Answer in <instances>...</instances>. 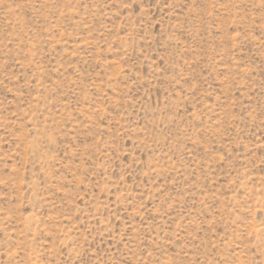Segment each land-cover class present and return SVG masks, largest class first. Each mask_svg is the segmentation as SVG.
<instances>
[{"label": "rangeland", "instance_id": "rangeland-1", "mask_svg": "<svg viewBox=\"0 0 264 264\" xmlns=\"http://www.w3.org/2000/svg\"><path fill=\"white\" fill-rule=\"evenodd\" d=\"M0 264H264V0H0Z\"/></svg>", "mask_w": 264, "mask_h": 264}]
</instances>
